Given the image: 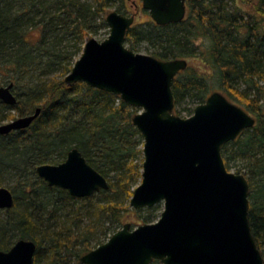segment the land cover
Listing matches in <instances>:
<instances>
[{"label":"trees","instance_id":"16d2710c","mask_svg":"<svg viewBox=\"0 0 264 264\" xmlns=\"http://www.w3.org/2000/svg\"><path fill=\"white\" fill-rule=\"evenodd\" d=\"M113 1L0 0V85L12 82L17 97L14 106L0 101V123L13 117L4 111L15 110L22 116L41 108L27 128L0 135V180L10 170L19 176L21 171L30 172L17 185L22 202L13 214L9 213L17 205L18 193L11 189L14 204L0 220V249H8L19 238L33 240L34 264H62L60 250L66 243L55 237L43 216L50 206H56L53 195L75 199L66 190L48 186L37 176L35 167L63 161L72 147L108 181L109 188L97 193L98 219L123 225L129 212L150 209L129 208L143 162V138L131 120L139 109L110 92L61 79L71 70L87 36L96 35L101 28L107 31L105 15ZM185 6L184 18L178 23H133L124 42L131 50L144 42L151 48L150 54L159 59L201 58L206 75L186 69L182 77L178 76L180 71L173 78L174 106L184 97L201 103L212 91H221L255 116V124L224 144L221 154L225 166L230 159L243 164L242 174L249 184V224L264 259V116L258 85L264 82V0H186ZM116 11L126 15L122 5ZM32 34L35 36L30 37ZM197 40L201 42L197 44ZM57 69L60 79H39ZM25 79L19 89V82ZM238 79L247 91L234 87ZM148 222L142 219L133 225ZM39 228L42 234L38 239L34 232ZM105 228L110 233L116 231ZM45 239L52 244L43 258ZM69 240L75 242L73 236ZM81 242L84 253L91 250L85 238Z\"/></svg>","mask_w":264,"mask_h":264},{"label":"water","instance_id":"95a60500","mask_svg":"<svg viewBox=\"0 0 264 264\" xmlns=\"http://www.w3.org/2000/svg\"><path fill=\"white\" fill-rule=\"evenodd\" d=\"M157 25L180 22L186 0H140ZM135 13L107 12L108 35L88 38L65 75L67 84L87 85L117 95L139 110L132 124L143 138L140 182L129 206L135 210L162 202L159 218L131 227L129 222L103 243L79 256L81 264H264L248 219L249 184L242 173L230 172L221 148L255 118L220 91H212L193 114L173 113V78L188 66L184 58L159 59L134 52L125 44ZM0 101L17 103L13 83L0 85ZM41 108L0 123V135L25 129ZM48 186L71 197H88L109 188L108 181L72 147L63 161L35 167ZM13 194L0 186V209H10ZM36 243L19 238L0 249V264H34Z\"/></svg>","mask_w":264,"mask_h":264},{"label":"rangeland","instance_id":"374dc122","mask_svg":"<svg viewBox=\"0 0 264 264\" xmlns=\"http://www.w3.org/2000/svg\"><path fill=\"white\" fill-rule=\"evenodd\" d=\"M137 8L132 7L131 5V0H114L107 8V12L116 10V8L119 5H122L123 9L125 10L126 15H130L134 12H136V16L134 19V23L140 24V25H145L146 23L153 21L152 18L150 17L148 11L143 10L141 8V2L137 1ZM107 14V13H106ZM109 29L107 31L103 28L99 29L98 33L96 35H88L87 39L90 37H94L97 40H102L108 35ZM35 35L32 34L30 37H34ZM85 39V41L87 40ZM201 41L197 40V44L200 43ZM85 43V42H84ZM125 44V42H124ZM84 45V44H83ZM127 47L128 45L125 44ZM129 48V47H128ZM130 49V48H129ZM134 52L142 53V54H148L151 55V48L146 44V43H140L137 44L135 48L132 49ZM81 54V53H80ZM79 54V55H80ZM78 55V57H79ZM77 57V58H78ZM76 58V59H77ZM184 59L187 60L188 66L184 70H181L179 73V77H182L184 75V71L186 69H193L194 71H197V73L201 75H206L207 68L206 66L202 63L201 58L199 56L197 57H183ZM60 69L55 70L51 74L47 75L46 77H40L39 79L44 81L43 79H50V78H56L60 79L61 76L60 74ZM65 76H63L61 79H64ZM29 79V78H27ZM33 79V81L31 80ZM29 79L32 82H37V78L35 76L31 77ZM26 81H21L18 84V88L21 89L23 86V83ZM209 83H211L209 81ZM259 87L261 88L260 91V113H263L264 116V82L259 81L258 82ZM234 87H236L240 91H247L245 89L246 84L242 82L241 79H238L235 82ZM221 92V91H220ZM222 93V92H221ZM250 93H253L250 92ZM249 93V94H250ZM24 97H22L23 99ZM230 101L234 102L235 104L241 106L237 101L231 100ZM199 103L193 100L191 97H184L179 103H177L174 108H173V113L181 116V117H188L193 114V110L196 105ZM4 113H11L13 116L12 119L16 118L18 115V112L15 110H8L4 111ZM251 114V113H250ZM254 118L255 116L251 114ZM11 119H6L3 122H8ZM255 124V123H254ZM143 146V145H142ZM222 155V154H221ZM143 156V153H142ZM243 164L240 160L238 159H230L229 162L226 165V169L230 172L234 173H243L245 169L242 168ZM240 170V172L238 171ZM30 175V172L27 171H21V175L15 174V171L10 170L8 172L3 173L2 178L0 180V185L5 186L8 189L13 188L15 190V193L19 192L18 190V183L24 182V179H27V177ZM141 179V177H140ZM140 179L138 183L140 182ZM137 183V184H138ZM136 184V185H137ZM12 192V191H11ZM98 192H95L94 194L88 196V197H83V198H75L74 200H66L61 197H59L57 194L53 195L54 199L56 200V206H50L46 213L43 216V221L47 222L49 229L55 233V237H59L60 240L64 241L66 243V246L64 245V250H60V256L63 257V262L62 264H81L79 262V256L84 254V251L81 250V248L84 247V244H82L81 239L85 238L86 244L92 249L97 246L98 242H105L112 233H110L109 229H106V226H109L110 228H116L118 230L119 228L122 227L121 225H116L114 223H104L105 219L104 217L97 218L96 211L100 205L99 203V197L97 195ZM13 194V193H12ZM17 195V194H16ZM18 202L15 207H13L12 211L9 214H13L14 211H19L21 208V196L18 193ZM130 200V199H129ZM59 207V208H57ZM131 211H137L133 208H131ZM150 209L146 210H141L140 213L133 212L131 214L130 212L127 214L125 218V222H129L131 224V227H135L133 224L138 222L139 220L142 219H147L150 222L156 221L159 216L160 212L163 209V203L159 202L152 207H148ZM6 210L0 209V220L6 217L7 213L5 212ZM142 217V218H141ZM123 223V224H124ZM142 224V223H140ZM115 232V231H114ZM41 230L40 228L34 232V236L37 237L38 239L41 238ZM69 236V237H67ZM73 236L75 238V242L70 241L69 239ZM15 240V238H14ZM13 240V241H14ZM100 243V244H101ZM52 242L48 241L45 239L42 241V257L46 258V253L50 251V246ZM99 245V244H98ZM49 248V249H48ZM78 254V255H76ZM158 264H161L158 262Z\"/></svg>","mask_w":264,"mask_h":264},{"label":"flooded vegetation","instance_id":"af4514ba","mask_svg":"<svg viewBox=\"0 0 264 264\" xmlns=\"http://www.w3.org/2000/svg\"><path fill=\"white\" fill-rule=\"evenodd\" d=\"M137 1H140V0H131L132 7L137 8V6H138ZM134 13H135V16H136V12H134Z\"/></svg>","mask_w":264,"mask_h":264}]
</instances>
